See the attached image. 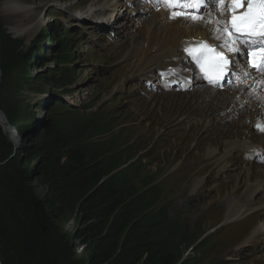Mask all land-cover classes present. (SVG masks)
<instances>
[{
	"label": "rangeland",
	"instance_id": "374dc122",
	"mask_svg": "<svg viewBox=\"0 0 264 264\" xmlns=\"http://www.w3.org/2000/svg\"><path fill=\"white\" fill-rule=\"evenodd\" d=\"M93 1L0 0V108L14 126V133H9L0 119L3 124L0 123V178L4 174L3 167L11 166L10 160L30 150L34 157L31 162L16 161L32 176L37 196L49 190L47 181L56 182L59 176H65V169L60 171L46 144L40 141L50 122L62 124L64 132H70L72 138L82 143L97 140L96 145L106 144L113 138L111 145H106L118 148L115 156L122 153L131 156L124 166L129 167L128 185L133 189L126 196L132 204H137L136 221L157 222L163 226H155L160 229L157 242L168 245L174 242L172 250L179 264H264V255L259 254L264 252V235L258 239L256 250L253 251L251 245L239 252L232 251L236 250L234 245L238 241L242 243L243 237L253 231L259 218L257 214L254 219L237 221L235 218L222 225L229 218L226 216L228 201L246 199L249 184L245 181L254 182L258 175L244 174V180L236 174L232 179L227 175H216L218 167L203 153L207 148L214 149L225 136L217 129L204 130V133H216L217 136L211 139L204 136L207 143H198V148L195 147L200 130L190 133L193 125L189 128L180 116L183 102L167 109L166 104L174 95L158 89H144L142 82L137 84V72L130 71L129 64H123L127 53L122 57L117 54L122 42L120 25L112 26L107 32L95 25L89 26L91 19L88 17H84V23L75 22L78 18L71 17L73 12L85 11ZM22 5L41 18L42 22L31 32V21L28 20L26 30L17 28L22 24V10H19ZM69 26L75 36L58 34L60 29ZM128 31L127 36L131 37L132 30ZM67 58L70 61L63 62ZM121 66L125 70L120 72ZM119 73L122 74L118 76ZM60 76L68 83L66 86L56 84L55 79ZM62 94L63 98L76 95L74 104L77 105L71 106L84 110L79 103L86 104L89 117L75 121L69 109L55 105L53 100L50 106L49 102H44L50 97L58 99ZM174 114L176 118L170 123ZM42 118L46 123L42 128L40 126L37 138L29 139L32 131L29 126L34 122L39 124ZM120 125L131 126V134L129 129L121 131ZM15 134L17 143L13 139ZM7 143L13 145L11 150L6 148ZM203 184L206 187L201 189ZM69 194L71 192L66 189L61 204H69ZM256 207L257 204L252 205L250 210L253 212ZM8 209L13 210V207ZM64 212L67 215L66 209ZM91 224L78 209L72 216H62L53 224L50 240L61 264H92L90 250L83 243V239L92 233L89 231ZM0 264H4L1 252Z\"/></svg>",
	"mask_w": 264,
	"mask_h": 264
},
{
	"label": "trees",
	"instance_id": "16d2710c",
	"mask_svg": "<svg viewBox=\"0 0 264 264\" xmlns=\"http://www.w3.org/2000/svg\"><path fill=\"white\" fill-rule=\"evenodd\" d=\"M58 34L72 37L71 32ZM68 61L69 58L63 60ZM55 81L60 87L68 84L63 82L61 76ZM52 100L55 105L69 109L75 121H81L84 116L89 117L54 97L44 102H49L50 106ZM84 107L87 109L88 106L84 104ZM45 123L46 119L43 118L39 124L31 123L29 139L37 138L39 129ZM129 128L124 126L120 130L127 132ZM64 130L62 124L50 122L40 139L46 144L52 161L59 166L60 171L65 169V176H59L56 182L47 181L49 190L42 196L36 195L37 188L33 187L32 176L28 175L26 167L23 168L16 161L24 159L31 162L34 158L31 150L24 152L22 156L17 154L15 159L8 162L11 166L5 165L2 169L0 252L4 264H61L57 249L50 240V231L57 220L62 216H72L77 209L92 222L90 230L88 229L92 233L83 239L85 247L90 250L89 259L92 264H179L172 250L175 243L168 245L157 242L160 229L155 226H163L157 222L148 224L136 221L134 213L137 204H132L126 196L133 189L128 185L129 167L124 166L131 156L122 153L116 157L118 148H108L106 145H111L113 138L106 144L96 145L97 140L82 143ZM6 148L11 150L13 145L7 143ZM119 165L121 166L118 167ZM66 189L71 192V201L68 205H63L61 198ZM53 190H56V194H53ZM9 207H13V210L8 209ZM64 209L67 210V215ZM176 232L174 235L177 237Z\"/></svg>",
	"mask_w": 264,
	"mask_h": 264
},
{
	"label": "bare ground",
	"instance_id": "6f19581e",
	"mask_svg": "<svg viewBox=\"0 0 264 264\" xmlns=\"http://www.w3.org/2000/svg\"><path fill=\"white\" fill-rule=\"evenodd\" d=\"M128 4L129 2L125 0H94L92 4L87 5L85 11H79V13H85V15L97 25V22L100 19H103L102 25H104V23L106 22L110 23L112 17H115L114 22L122 17L127 19V22L131 27L130 30H132L133 33L130 38H125V40L119 47V53L117 54H119V56L121 57L124 53H127V58L134 59L133 68L137 69L140 72L149 73L154 69L156 71L158 69H174L176 72H178L179 59H182L181 51H183L187 47V44L189 43L190 39H192V36H208L207 32L211 30L208 27L204 30L201 26H187L181 19L169 21L166 18V13L163 11H146L149 17L145 21H141L139 20L140 18L136 16V14L139 12H143L144 10H141L140 6L132 8ZM144 4H146V2ZM157 4L161 5L163 3H159L157 1ZM19 10H22V15H17L21 17L22 24H19V27L17 28H19L21 31L26 30V20H28L29 22L31 21V27L29 31L31 32V29L33 28L37 29V25L42 22L40 20V16H37L36 13L30 11L29 8L24 7L23 5L22 7H19ZM75 14L77 15L73 16L79 17L78 13ZM18 19L20 18L18 17ZM190 21L193 20L190 18ZM197 23H200V21H197ZM122 28L127 31V24H124ZM125 36L127 37L126 34ZM128 46H130V50H128ZM118 70L121 72V70L125 69L123 66H121L118 68ZM130 71L133 70L130 69ZM120 74L122 73H119L118 76H120ZM153 77L154 74L149 77V80ZM194 91L200 93L201 100L199 103L196 100H192L187 97V99H182V96L184 95L181 96V94L178 93L167 92L168 95H174V97L169 99L170 102L166 104L167 109L169 107L174 108L175 106L179 105L180 101L183 102V104L180 105V113L183 114L180 116L183 117L184 123L188 124L189 128L191 125H193L190 133L195 130L196 132L200 130V136L195 143L196 148H198V143H207L204 142L206 141L204 139V136L207 137V139H211L213 136H217L216 133H204V130L207 131L209 129L210 131H214L217 129V132L221 136H225L223 140L222 138L219 139V143H217L214 149L207 148L203 154H207L211 159L212 164L218 167V171L225 173L227 176H229L230 179L234 177V174H236V176H238L239 178H243L244 174L253 176L258 175L255 177L256 179L254 181L256 186L255 191L256 193H258L255 202L264 201V163H259L258 160L243 159V154L246 152V150L239 148L240 145H243V147L247 149H249L250 147V149L252 150V155L256 156V150L261 147V143L257 141L259 140V137L257 135L258 132L256 131V128L246 126V122L248 119L253 120L254 108L257 106V103L251 102L252 100L249 95H244L242 92H238L233 88H226L224 91L219 92H215L211 89H202L201 91L198 89H194ZM214 95L216 96L213 100H211L210 98ZM204 97H208V100H205ZM241 103H245L246 106L244 108H241ZM258 103L260 104V112H264V98H262ZM228 108L229 110L227 111ZM221 111H226V114L222 116ZM236 113L239 114L238 125L236 124V122H229L225 120V118L230 117ZM174 115L173 119L169 121L170 123L175 120L176 114ZM0 119L5 123L4 126L0 122L3 127H6L5 129L8 130L7 132L11 133L10 130L12 128H9L10 126H8V118L1 108ZM34 123L37 124V122ZM205 123H207V125H205ZM260 136L264 137V134H260ZM243 137H248L251 139H245L243 141L245 143L244 144L241 141ZM13 139L14 141L17 140L16 134ZM246 141H249V143L246 144ZM259 157L264 160V153ZM243 164H245L246 167H243ZM245 183L251 186H253L254 184L251 180H246ZM252 204L253 202L252 200H250V195L248 196V198L242 201H228V213L226 214V216H228L229 218L227 220H224L223 223H228L235 218L248 216V213H251L248 211ZM253 230L255 231L250 238H245L242 243L238 242L234 245V247H237L236 250L242 247L244 248L247 244L252 242L256 236L263 233L262 225Z\"/></svg>",
	"mask_w": 264,
	"mask_h": 264
},
{
	"label": "snow or ice",
	"instance_id": "6c2138e0",
	"mask_svg": "<svg viewBox=\"0 0 264 264\" xmlns=\"http://www.w3.org/2000/svg\"><path fill=\"white\" fill-rule=\"evenodd\" d=\"M168 6H199L205 5L206 0H158ZM214 4L222 5L227 3L230 5L228 11L231 12L230 21L225 22L223 27L220 26V21L217 20L215 35L216 40H221L222 44L215 47L220 48V52L215 55L212 54L213 48L205 45V48L200 51L199 55L195 51H190L189 55L197 62L200 63L201 57H206L209 67L214 69L217 73L223 72V69L234 67L236 61L232 56H243L247 63H251L252 67L257 71L264 73V44L259 43V40H264V0H213ZM246 8L242 15H237V10ZM183 7H180V12L177 13L173 8V15L183 14ZM193 20L200 21L199 16H186ZM205 24H211V21H200ZM231 25L229 28L228 25ZM227 37V38H225ZM253 37H257V41H253ZM188 51V49H185ZM225 52L231 53V56L226 55ZM258 56V61L253 57ZM202 69L205 65L201 64ZM207 70V69H205ZM257 127H260L257 125Z\"/></svg>",
	"mask_w": 264,
	"mask_h": 264
},
{
	"label": "water",
	"instance_id": "95a60500",
	"mask_svg": "<svg viewBox=\"0 0 264 264\" xmlns=\"http://www.w3.org/2000/svg\"><path fill=\"white\" fill-rule=\"evenodd\" d=\"M8 126H10L9 128H12L11 130L8 128V129L10 130V132H11V133H14V126H12V124L9 123V122H8ZM13 137H14V136H13ZM15 143H17V140H15Z\"/></svg>",
	"mask_w": 264,
	"mask_h": 264
},
{
	"label": "clouds",
	"instance_id": "9594fccd",
	"mask_svg": "<svg viewBox=\"0 0 264 264\" xmlns=\"http://www.w3.org/2000/svg\"><path fill=\"white\" fill-rule=\"evenodd\" d=\"M75 13H78V12H74V14H75ZM78 14H79V13H78ZM70 91H71V90H68L67 92H70ZM67 92H66V93H67ZM62 95H64V94H62ZM60 96H61V95H60ZM70 96H74V97H76V95H73V94H70ZM56 99H57V98H56ZM76 100H77V99H76Z\"/></svg>",
	"mask_w": 264,
	"mask_h": 264
}]
</instances>
